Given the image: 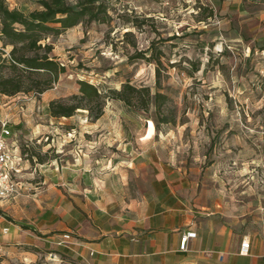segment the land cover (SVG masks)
Returning a JSON list of instances; mask_svg holds the SVG:
<instances>
[{
    "label": "rangeland",
    "instance_id": "rangeland-1",
    "mask_svg": "<svg viewBox=\"0 0 264 264\" xmlns=\"http://www.w3.org/2000/svg\"><path fill=\"white\" fill-rule=\"evenodd\" d=\"M5 1L25 13L39 8L38 0ZM106 1V22L85 20L47 40L67 67L54 88L40 96L0 95V118L22 124L23 153L63 158L57 149L94 145L110 155L128 142L136 153L156 150L194 177L225 180L231 196L252 213L248 232L264 238V0ZM146 50L162 59L161 87L156 61L135 59ZM79 80L107 96L103 116L94 120V103L92 112L52 118L47 104L78 94ZM127 82L166 98L146 110L139 95L133 107L109 98ZM150 121L155 134L142 139ZM33 126L47 132L49 142L55 138V147L43 150L25 137ZM49 252L31 260L0 238V264H50Z\"/></svg>",
    "mask_w": 264,
    "mask_h": 264
},
{
    "label": "crops",
    "instance_id": "crops-1",
    "mask_svg": "<svg viewBox=\"0 0 264 264\" xmlns=\"http://www.w3.org/2000/svg\"><path fill=\"white\" fill-rule=\"evenodd\" d=\"M9 124L25 189L0 203L7 249L31 260L50 251V264H264V238L248 232L247 203L232 197L215 174L207 181L194 177L156 150L136 153L130 142L110 155L89 145L57 149L63 158L29 159L21 148L22 124ZM31 129L25 137L43 150L55 147V138L49 142L47 132ZM65 233H72V242L60 246ZM188 233L196 236L183 248ZM245 238L249 255L240 254Z\"/></svg>",
    "mask_w": 264,
    "mask_h": 264
},
{
    "label": "trees",
    "instance_id": "trees-1",
    "mask_svg": "<svg viewBox=\"0 0 264 264\" xmlns=\"http://www.w3.org/2000/svg\"><path fill=\"white\" fill-rule=\"evenodd\" d=\"M39 8L25 13L19 9H10L5 0H0V95L14 96L19 93H34L38 96L54 88L62 74L66 73L65 64L54 57V45L48 43L68 28L88 20L106 22L110 18L106 0H38ZM11 47L7 52V48ZM149 50L141 51L135 59L155 60L157 63V85L162 86L160 56L148 57ZM79 93L68 100L50 102L51 115L56 118L71 117L78 110H93L97 104L94 120L104 114L106 95L86 80H79ZM143 109L159 106L166 95L159 90L153 93L151 88L137 86L127 82L121 90H111L109 98L121 100L127 106L135 105L136 97ZM26 228H30L25 226Z\"/></svg>",
    "mask_w": 264,
    "mask_h": 264
},
{
    "label": "built area",
    "instance_id": "built-area-1",
    "mask_svg": "<svg viewBox=\"0 0 264 264\" xmlns=\"http://www.w3.org/2000/svg\"><path fill=\"white\" fill-rule=\"evenodd\" d=\"M13 136L8 120H0V203L13 200L23 195L24 185L20 181L23 172V158L17 156L9 143V138ZM196 233H188L183 239V248L190 237H195ZM72 233H65L62 239L57 242L60 246H69L72 242ZM251 241L245 238L242 241L240 254L249 255Z\"/></svg>",
    "mask_w": 264,
    "mask_h": 264
},
{
    "label": "bare ground",
    "instance_id": "bare-ground-1",
    "mask_svg": "<svg viewBox=\"0 0 264 264\" xmlns=\"http://www.w3.org/2000/svg\"><path fill=\"white\" fill-rule=\"evenodd\" d=\"M149 129H148V132L147 134L144 136V138H149V137H152L154 134H155V124L153 121H150L149 123Z\"/></svg>",
    "mask_w": 264,
    "mask_h": 264
}]
</instances>
